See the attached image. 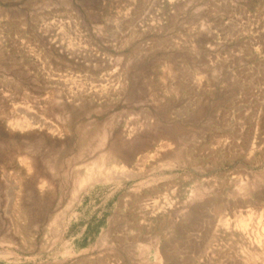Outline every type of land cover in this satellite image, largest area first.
Wrapping results in <instances>:
<instances>
[{
    "label": "rangeland",
    "instance_id": "1",
    "mask_svg": "<svg viewBox=\"0 0 264 264\" xmlns=\"http://www.w3.org/2000/svg\"><path fill=\"white\" fill-rule=\"evenodd\" d=\"M0 264H264V0H0Z\"/></svg>",
    "mask_w": 264,
    "mask_h": 264
},
{
    "label": "bare ground",
    "instance_id": "2",
    "mask_svg": "<svg viewBox=\"0 0 264 264\" xmlns=\"http://www.w3.org/2000/svg\"><path fill=\"white\" fill-rule=\"evenodd\" d=\"M242 221H243V223H244V220H243V219H242ZM246 223H247V222H246ZM244 225H245V224H244ZM244 225H243V226H244ZM240 226H242V225L240 224ZM245 226H247V225H245Z\"/></svg>",
    "mask_w": 264,
    "mask_h": 264
}]
</instances>
